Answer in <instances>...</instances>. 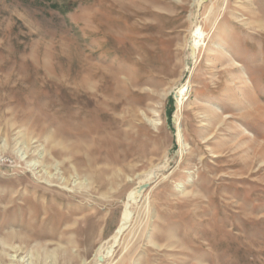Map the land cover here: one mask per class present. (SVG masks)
I'll use <instances>...</instances> for the list:
<instances>
[{
  "label": "rangeland",
  "instance_id": "obj_1",
  "mask_svg": "<svg viewBox=\"0 0 264 264\" xmlns=\"http://www.w3.org/2000/svg\"><path fill=\"white\" fill-rule=\"evenodd\" d=\"M0 264H264V0H0Z\"/></svg>",
  "mask_w": 264,
  "mask_h": 264
},
{
  "label": "bare ground",
  "instance_id": "obj_2",
  "mask_svg": "<svg viewBox=\"0 0 264 264\" xmlns=\"http://www.w3.org/2000/svg\"><path fill=\"white\" fill-rule=\"evenodd\" d=\"M193 36L195 37L196 40L200 41L201 38H203V34L198 30V28L195 30V32L193 33ZM178 94H176V100H177V104H179L182 99H181V96H183V92H184V88L180 89L179 91H177ZM177 122V120H176ZM178 133L176 134V137L178 139ZM141 188H137L136 190H134V193L135 192H138ZM127 212V211H126ZM122 217V216H121ZM124 227H125V220L124 218L121 219L120 221V224L117 228V230L115 231V235L110 239V241H113L119 237V235L121 234V232L124 230ZM106 244V243H104ZM113 246V245H112ZM110 249V248H109ZM104 251H105V248L103 247V244H100L96 251H95V255H94V259L97 260V262H101V259H102V256L104 254Z\"/></svg>",
  "mask_w": 264,
  "mask_h": 264
}]
</instances>
